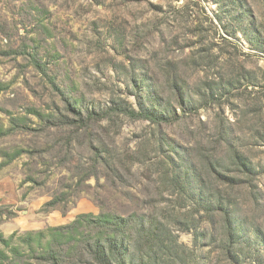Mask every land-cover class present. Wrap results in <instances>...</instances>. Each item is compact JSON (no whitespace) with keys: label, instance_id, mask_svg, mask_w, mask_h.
<instances>
[{"label":"rangeland","instance_id":"1","mask_svg":"<svg viewBox=\"0 0 264 264\" xmlns=\"http://www.w3.org/2000/svg\"><path fill=\"white\" fill-rule=\"evenodd\" d=\"M173 84L199 108L172 125L111 114L80 128L65 109L180 112ZM64 117L73 123L54 126ZM0 128L12 129L0 137L4 238L79 214H150L193 250L190 264H228L220 221L173 194L174 151L209 194L237 204L247 233L261 230L242 251L245 264H264V0H0ZM209 158L248 183L221 184ZM54 196L62 202L44 208Z\"/></svg>","mask_w":264,"mask_h":264},{"label":"trees","instance_id":"2","mask_svg":"<svg viewBox=\"0 0 264 264\" xmlns=\"http://www.w3.org/2000/svg\"><path fill=\"white\" fill-rule=\"evenodd\" d=\"M180 86L173 84L176 108L168 106L161 109H145L140 103L137 110L125 104L106 111L82 112L76 102H66L65 109L76 118L78 127H86L91 122H97L111 114H122L131 119H143L154 125H172L180 121L186 113H196L199 106L191 98L183 96ZM138 99V96L136 95ZM68 118L55 121L54 126L71 125ZM0 128V137L11 132ZM176 152V151H175ZM168 162L171 166V187L175 194L182 197V203L193 207L210 225L219 223L222 226V241L220 249L228 264H245L243 247L254 239L262 238L261 230L247 233L236 215L235 204L223 195L209 194L205 190L204 181L196 177L191 163L183 157L170 152ZM21 152L5 154L10 162L19 157ZM232 160L235 165L253 174L250 163L242 155L234 152ZM212 169L216 180L227 186L243 187L246 179L236 176L227 177L217 171V161L205 160ZM243 173V171H240ZM166 178L169 175H165ZM196 178V179H195ZM251 184V182H250ZM178 195H176L178 197ZM60 196H54L44 204L46 209H54L61 203ZM202 213V215H201ZM218 219V222H217ZM196 229V226L189 227ZM248 235L247 237H245ZM36 240V246L32 242ZM16 234L4 238L0 235V264H190L194 261L193 250L179 244L177 236H173L168 225L156 215L132 213L123 217L115 214L100 213L79 214L66 225L48 227L45 231L27 233L15 243ZM22 245L26 251L22 252Z\"/></svg>","mask_w":264,"mask_h":264}]
</instances>
